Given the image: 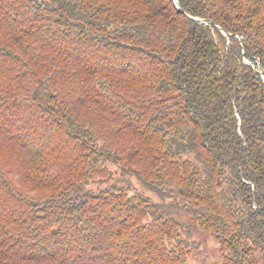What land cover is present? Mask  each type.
Listing matches in <instances>:
<instances>
[{
	"label": "trees",
	"instance_id": "trees-1",
	"mask_svg": "<svg viewBox=\"0 0 264 264\" xmlns=\"http://www.w3.org/2000/svg\"><path fill=\"white\" fill-rule=\"evenodd\" d=\"M200 232L264 264V0H0V264H188Z\"/></svg>",
	"mask_w": 264,
	"mask_h": 264
},
{
	"label": "rangeland",
	"instance_id": "rangeland-1",
	"mask_svg": "<svg viewBox=\"0 0 264 264\" xmlns=\"http://www.w3.org/2000/svg\"><path fill=\"white\" fill-rule=\"evenodd\" d=\"M12 121H10L11 123ZM109 168L111 171L116 173V177L118 176L122 179V181L129 180L132 187L136 191H144L150 197L155 200H158L157 195L153 192L144 189L139 185V182L136 180V177L133 175L124 174L119 171L118 164H110ZM119 179V178H118ZM198 245L192 248L191 252H189L187 256L188 264H220V254H219V242L215 237L203 234L200 232L194 238Z\"/></svg>",
	"mask_w": 264,
	"mask_h": 264
},
{
	"label": "water",
	"instance_id": "water-1",
	"mask_svg": "<svg viewBox=\"0 0 264 264\" xmlns=\"http://www.w3.org/2000/svg\"><path fill=\"white\" fill-rule=\"evenodd\" d=\"M177 4V3H176ZM178 5V4H177ZM196 19H198V18H196ZM202 21H206L205 19H202Z\"/></svg>",
	"mask_w": 264,
	"mask_h": 264
}]
</instances>
